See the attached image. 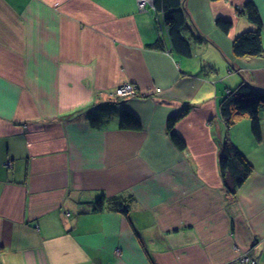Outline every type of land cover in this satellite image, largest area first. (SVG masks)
<instances>
[{
  "label": "crops",
  "instance_id": "crops-1",
  "mask_svg": "<svg viewBox=\"0 0 264 264\" xmlns=\"http://www.w3.org/2000/svg\"><path fill=\"white\" fill-rule=\"evenodd\" d=\"M249 1L263 53L238 57L234 40L258 29ZM183 8L190 57L151 4L0 0V264H264V109L259 142L249 118L219 113L244 81L264 92V0ZM124 83L138 96L114 99ZM126 112L140 128L121 127ZM227 137L253 166L235 195ZM101 195L131 196L129 215L95 212Z\"/></svg>",
  "mask_w": 264,
  "mask_h": 264
},
{
  "label": "trees",
  "instance_id": "trees-1",
  "mask_svg": "<svg viewBox=\"0 0 264 264\" xmlns=\"http://www.w3.org/2000/svg\"><path fill=\"white\" fill-rule=\"evenodd\" d=\"M154 12H161L165 28L169 34L171 47L178 54L186 57L191 56V48L187 40L182 36V29L186 24V13L183 8V0H152ZM218 1V0H211ZM242 13L258 26L257 31H250L241 34L233 42V50L236 56H260L263 53L261 40L262 21L259 13L252 2H248ZM216 25L224 32L228 33L232 23L221 18L216 20ZM264 109V92L257 89L248 81L242 82L237 88L231 90L222 101L219 109L220 116L228 127L238 122L241 118L247 117L251 120V130L257 142L262 139L260 111ZM106 110V109H104ZM187 114V111L179 116L169 119L168 128L172 132L176 123ZM122 128H140L139 122L129 113H125L121 119ZM172 142L180 150L186 148L183 139L171 133ZM219 170L224 187L230 195H235L243 186L253 172V166L246 156L236 147L230 138L224 141L220 156ZM133 199L128 197H108L101 195L94 203V211L101 213L108 209L116 211L125 216L129 215L130 205Z\"/></svg>",
  "mask_w": 264,
  "mask_h": 264
},
{
  "label": "built area",
  "instance_id": "built-area-1",
  "mask_svg": "<svg viewBox=\"0 0 264 264\" xmlns=\"http://www.w3.org/2000/svg\"><path fill=\"white\" fill-rule=\"evenodd\" d=\"M138 6L140 9H145L147 4H151L153 8V1L152 0H137ZM162 31V29H160ZM114 99H117L118 101H122L127 98H134L138 96V90L137 87L132 83H124L117 87L113 94ZM6 165L10 166L11 164L6 163ZM240 262L245 264L250 262V264H256V261H250L249 257L246 255L241 256Z\"/></svg>",
  "mask_w": 264,
  "mask_h": 264
},
{
  "label": "bare ground",
  "instance_id": "bare-ground-1",
  "mask_svg": "<svg viewBox=\"0 0 264 264\" xmlns=\"http://www.w3.org/2000/svg\"><path fill=\"white\" fill-rule=\"evenodd\" d=\"M8 164H11V162L10 163H8ZM8 166V165H7Z\"/></svg>",
  "mask_w": 264,
  "mask_h": 264
}]
</instances>
